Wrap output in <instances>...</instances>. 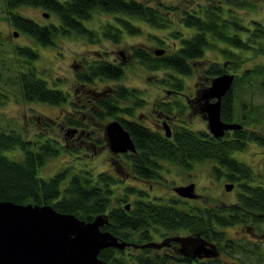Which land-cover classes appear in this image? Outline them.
<instances>
[{"label":"trees","instance_id":"trees-1","mask_svg":"<svg viewBox=\"0 0 264 264\" xmlns=\"http://www.w3.org/2000/svg\"><path fill=\"white\" fill-rule=\"evenodd\" d=\"M156 3L150 4L143 0H3V4L8 10L9 21L19 31L27 33L34 38L41 46L52 44L57 36L80 34L83 37L94 38L93 40L104 38L117 44L120 36L124 32L138 34L139 26L132 21H141L145 24L154 26L156 29L172 26L169 19V13L176 14L178 24L192 32L190 37L178 36L177 30H172V35L180 37V47L171 48L170 53H163L160 56L148 54L142 48L133 49L132 55L138 63L147 71L161 69L168 73L169 81L179 92L182 90V81L178 76L191 75L193 70L191 62L200 59L205 48L211 46L214 41L223 42L230 48H236L241 51L252 49L254 43L259 47L258 53L264 54V24L255 23V29L249 34L246 40L239 36V32H249L250 29L240 26L239 18L233 15L235 7H241L242 0H206L204 3L194 5L191 10H179L175 5L165 4L163 0H155ZM29 5L30 7H39L57 14L58 24L39 26L35 21L29 20L24 16H18L12 13L11 9ZM103 12L114 15L113 22L107 21L102 29L99 30L101 36L92 32L91 29L84 27L83 21L93 17L95 13ZM226 15V16H224ZM229 18L231 20H229ZM234 32L232 35L230 32ZM248 30V31H247ZM251 44V45H250ZM18 56H26L34 59L35 53L28 47H16ZM225 51L226 57L236 55L233 51ZM235 66H239V62ZM219 64L209 65L203 69L205 78H213L216 75L224 74L226 69ZM18 68V67H17ZM237 68V67H235ZM77 71L75 76L78 82L84 86L89 83H95L97 80H115L119 81L123 77V68L118 64L105 62V60L92 61L87 66ZM16 76L19 89L24 101L44 102L54 106L67 103L66 94L60 89L48 87L47 81L37 77L32 69L22 73L19 70ZM261 76L262 86L264 88V69L258 68L255 71L244 70L241 74H235L231 89H233L232 98L236 97L238 91L246 94L245 84L251 85L252 77ZM134 90L128 91L124 86L111 87L109 94L92 95L93 104L90 105L89 115L97 120H103L106 117L116 118L121 125L129 132L130 138L134 142L136 151L124 154L122 167L128 168L131 174L142 179L154 178L155 171L161 168V162L168 161L173 165L180 164L184 167L189 166L191 162L225 163L229 169L230 181H236V176H240L243 184L240 185L237 201L230 206H221L220 208H199L189 215L184 211L176 210L172 206L164 204H153L150 201L136 199L128 210L122 206H111V198L114 181L106 173L93 174L87 170L73 173L67 184L61 189L62 180L71 172L70 167L62 168L56 172L49 180L39 178L37 171L41 166L48 162L49 158L59 157L63 145H58L54 140L35 141L25 140L23 135L14 131L0 129V201H6L20 204H38V206L49 204L59 213H70L80 218L82 221L93 220L96 215L106 217L108 221L103 231H108L117 236L124 242L149 243L152 225L161 226L165 232L179 231L191 232L198 238H203L208 243L215 244L220 256L230 257L232 252L241 249L239 243L225 239L224 230H219L218 226H231L232 224H244L264 221V186L247 185L249 174L246 173L248 167L243 162H236L232 157V151H238L246 148L248 139L259 140L253 132L233 131L223 138H213L209 133L199 130L192 131L188 127L175 126L171 136L167 137L157 129L150 126L141 125L139 122H129L127 119L118 118L117 114L121 111L124 115L131 117L135 107H141L143 100H139L134 94ZM103 92V91H102ZM101 92V93H102ZM90 93H92L90 91ZM253 96V93H252ZM222 108L220 109L221 120L226 122L234 112L236 101L231 99V93L228 92L222 99ZM72 104V103H70ZM120 104L125 105L121 107ZM132 106L130 108L129 105ZM159 110L165 116H172L174 107L178 108L182 116L184 115L183 106L180 102L173 104L163 103L159 105ZM242 107H246L243 104ZM78 108V107H77ZM83 109V107H80ZM82 109H79L81 113ZM81 110V111H80ZM87 111V110H86ZM243 120L249 121L254 116L246 114L245 110H240ZM253 114V113H252ZM84 117L79 114L76 118L67 119V126L74 129H64L66 135L74 134L75 128H81ZM253 120V119H252ZM247 123V122H246ZM245 123V124H246ZM19 148L22 157L17 161L6 157L3 152ZM238 178V179H239ZM252 180V179H251ZM238 181V180H237ZM61 190V191H60ZM259 217V218H258ZM217 225V226H216ZM142 233L138 236L137 233ZM135 240V241H134ZM151 246L144 247L141 253L132 249L128 260L121 256L120 250L113 247L100 250L99 258L104 262L112 264H152ZM205 264H235L227 260L221 261L219 256L207 259Z\"/></svg>","mask_w":264,"mask_h":264},{"label":"rangeland","instance_id":"rangeland-1","mask_svg":"<svg viewBox=\"0 0 264 264\" xmlns=\"http://www.w3.org/2000/svg\"><path fill=\"white\" fill-rule=\"evenodd\" d=\"M143 1L150 4L156 3L155 0ZM242 1L241 7H235L232 14L239 18L240 26L250 29L249 32H239V36L246 40L255 29L256 22L264 24V0ZM163 2L167 5H175V8L179 10L187 9L189 11L195 8L194 5L204 3L206 0H163ZM3 3V0H0V129L4 132L11 130L15 133L18 132L23 135L25 140H54L58 145L65 146L61 149L59 157L49 158L48 162L39 168L37 171L39 178L49 180L62 168L70 167L71 172L61 183V189H63L73 173L81 170H87L93 174L104 172L110 175V179L114 181V185L111 187L113 189L112 198L121 196L126 199V203L134 202L135 196L139 194L144 197L149 195L152 198L162 194L165 196L166 191L170 190L172 185L176 187L177 184H181L179 179L184 178V182L190 181L195 185L196 195L200 196L198 204H202L208 209L230 206L231 203L238 200L236 194L238 189L233 186L234 188L226 191L224 186L231 181H225L226 176L223 174L218 177L212 175L213 164L209 161L198 162L193 169L192 164L195 163L192 162L190 168H183L180 165L172 166L167 163L168 161L161 162L162 165L172 167L173 170L171 174L162 173L161 175L166 181L162 178V184H152L151 188L150 184H142V182L133 179L130 174L126 173V168L122 167L123 159L119 155L111 153L107 146L105 125L113 118L106 117L99 121L89 117L88 112L91 110L90 105L93 104L91 100L93 94L104 91L107 95L111 91V87L124 86L128 91L134 90L138 99L143 100V105L137 106L132 113L134 115L132 119L139 124L150 126L152 129L156 127L163 134L165 131L160 122L165 118V114L159 110L156 111L154 103L159 106L163 103L180 102L181 106L185 107L184 115L178 113L179 109L174 107L171 118L166 121L171 132L175 126H185L192 131L199 130L206 133L208 130L206 122L202 121L197 110L191 108L192 104L189 107L185 100L186 96L192 99L194 88L203 89L208 86L210 78L204 77L203 69L209 65L219 64L228 73L241 74V76L244 70L255 71L262 67L264 69V54L257 52L259 47L255 43L250 44L252 49L243 52L234 47L230 48L223 42L214 41L211 46L205 48L200 59L191 62L193 70L191 75L179 76L175 73L183 85L179 92L174 86L167 83L170 80L167 72L162 69L147 71L132 55L134 48H142L148 54H153L154 49H162L164 53L168 54L171 48H179L180 37L173 36L172 30H177L178 36L190 37L192 29L188 30L180 23L178 24L176 14L169 13V19L173 23L169 29H156L144 22L132 20L136 26H139L138 34L123 31L117 44L112 43L109 39L104 40L102 37L93 40V37L69 33L64 37H55L53 45L43 47L27 33L10 25L9 16H7L8 10ZM11 12L27 17L42 27L43 25H57L59 22L57 14L39 9V7L21 5L11 9ZM43 12L47 15L45 16ZM113 19L115 18L111 13L98 12L82 23L84 27L101 36L99 30L107 21L113 22ZM229 20L231 19L229 18ZM234 32L236 31L230 32L231 35ZM16 47L30 48L35 52L34 59L18 56L14 50ZM227 49L236 54L233 59L226 57L225 51H229ZM97 60L119 64L123 68V77L117 82L115 80H97L93 84L89 83L88 86L78 82L75 74L82 70L80 65L87 66L90 62ZM237 62H239V66H235ZM18 69L22 73L32 69L36 72L37 77L47 81L48 87L62 90L66 94L67 103L54 106L49 103L44 104V102L24 101L16 79L19 73ZM262 79L261 76L252 77L251 85L245 84L244 86L246 94L238 91L236 97L233 98L236 101L233 121L241 124L239 119L242 112L240 110H245L246 114L254 116L253 120L246 121L245 130L253 132L260 138L259 140L248 139L249 143L246 148L231 153L237 162H243L248 167L246 173L249 174L250 179L245 183L252 186H264V88L261 87ZM243 104L246 107H242ZM120 105L121 107L125 106ZM79 109L84 111L79 113L77 112ZM79 114L84 117V125L77 129L78 133L66 135L64 129H74L73 126H67L68 117L76 118ZM115 116L125 115L121 111ZM155 123L160 126H156ZM60 125H63L61 129H59ZM3 153L15 161L22 157V152L18 147ZM180 168L187 171L183 173L184 170L180 171ZM141 199L144 198L141 197ZM261 220L259 218V221ZM259 221L252 224L255 226L253 228L254 236L249 234V230L242 225L232 224L229 227L221 228L218 226L220 231L224 230L225 239L233 240L241 246V249L231 253L233 258L220 256L221 261L227 260V262L235 264H264V222ZM153 240L156 242L157 238L154 237ZM128 251L132 252V249Z\"/></svg>","mask_w":264,"mask_h":264},{"label":"water","instance_id":"water-1","mask_svg":"<svg viewBox=\"0 0 264 264\" xmlns=\"http://www.w3.org/2000/svg\"><path fill=\"white\" fill-rule=\"evenodd\" d=\"M47 14H45L46 16ZM160 56L162 49H154ZM121 53V52H119ZM123 54V53H121ZM234 75L228 72L210 79V84L203 89V108L206 113L207 132L213 138H221L226 130L242 128L239 123L221 120V98L232 87ZM164 134L170 137L169 126H164ZM109 151L123 154L136 151L129 132L113 119L105 125ZM233 184H225L226 191ZM193 186L177 187L176 193L190 197ZM129 205L127 204L125 208ZM106 217L96 215L93 220L82 221L76 215L59 213L49 204H16L12 201H0V264H111L99 258V251L107 247L122 250L129 245L118 240L111 232L102 231L107 224ZM201 242L200 251L211 257L217 254L216 248ZM140 247L155 246L154 243L141 244Z\"/></svg>","mask_w":264,"mask_h":264},{"label":"flooded vegetation","instance_id":"flooded-vegetation-1","mask_svg":"<svg viewBox=\"0 0 264 264\" xmlns=\"http://www.w3.org/2000/svg\"><path fill=\"white\" fill-rule=\"evenodd\" d=\"M44 13L45 12H43V14ZM9 23L11 25L12 22L9 21ZM39 26H41V25H39ZM43 26H48V25H43ZM13 33L15 34V32H13ZM53 43H54V40H53ZM53 43L52 44H48V45H53ZM44 46H46V45H44ZM77 65H79V64H77ZM80 66H81V68L84 67V65H80ZM206 87H204V88H206ZM203 89H200V87L194 88V90H193L194 91L193 92L194 93V97L192 99H190L188 96H186V99L185 100L188 103L189 107H191V104H192V107L191 108H194L193 110H197V112H199V114L201 115V117L203 119L202 121L206 122L205 121V119H206V113L201 112V110H202V108L204 106L203 105L204 101L202 100V92H203ZM229 89L230 90L228 92L231 93V99H233L232 98V93H233L232 90L233 89H231V87ZM101 92H99V94H101L102 96H104L105 92L104 91L102 93ZM228 92H226V94ZM99 94H93V95L97 96ZM226 94H225V96H226ZM223 98H221V101H223L222 100ZM70 101H72V100H70ZM92 102H93V100H92ZM70 103H72V102H70ZM154 107L157 108L156 111L159 110L158 109L159 107H158L157 103H154ZM130 108H132V106H130ZM135 108H134V110H135ZM221 108H222V102H221ZM219 111H220V109H219ZM133 116L134 115H132L131 117H129V116H126L125 115V116H121V117L127 119L129 122H132V121L137 122L134 119H132ZM89 117L95 118L92 115H89ZM121 117H118V118H121ZM127 117H129V118H127ZM234 117H235V110L232 113V116L229 118V121H226V122H229V123L234 122L233 121L235 119ZM169 118H171V117L167 115V116H165V118L163 119V121L160 122V124L163 126V128H164L165 125L169 126V124L166 123V121L169 120ZM113 119H116V118H113ZM116 120H118V119H116ZM239 120H240V123L242 124V128H240L239 130L245 131V133L247 134L248 131L245 130V125H246L245 123H246V121L243 120V115H241V118ZM234 123L237 124V121L234 122ZM155 124H156V126H158V125L160 126V124H157V123H155ZM120 125H121V123H120ZM62 126L63 125H60L59 126V129H61ZM206 127H207V122H206ZM154 129H157V128L155 127ZM75 130H77V128ZM75 132L78 133V131H75ZM234 132H235V130H234ZM227 134L229 136H231L233 134V130H226L223 137H225ZM223 137H221V138H223ZM248 143H249V141L246 143V147H247ZM238 151H241V149L238 150ZM238 151H234V152H238ZM129 152L130 151L124 152L123 154H119V153H114V154L116 156L119 155V157H121V159H124L123 155L124 154H127ZM111 153H113V152H111ZM122 162H123V160H122ZM202 162H204V161H202ZM209 162H211L213 164V166H212V172H211L212 175H215V177H218V176H220V175L223 174V175L226 176L225 181L226 180H229L230 181L229 175L230 174H233V173H230L229 172V169L225 166L226 165L225 163H218V162L217 163H214L212 161H209ZM167 163L169 165H172L173 166L172 163H170V162H167ZM197 163L198 162H196L195 164H192L193 165L192 169L194 168V166L197 165ZM176 165H180V164H176ZM192 165L189 164V166H186V167L190 168ZM160 166H161V168H159V169H157L155 171V174L153 176L154 178H150V179H147V178L142 179L141 177L136 176V174L132 175L131 174V171L128 168L126 169V171H127L126 173L128 175L130 174L133 179H135V180H137L139 182H142V184H145V183L150 184L149 186L151 188V185L152 184H162V182H161V180L163 178L162 175H161L162 173L168 172V173L171 174V172L173 170L172 167H167L165 165H162V163L160 164ZM180 166H182L183 168H186L183 165H180ZM183 168H180V171H183L184 170ZM186 171L187 170H184L183 173H185ZM176 174L179 175V173H176ZM239 177L240 176H236V178H235L236 181L229 182V184H233V186L238 189V191H236L237 197H238V193H240V190H241L240 189V185L243 184L241 182L243 180L240 179ZM179 180H180L179 183H181V184H177L176 187L172 185L171 186V189L166 191V195L165 196H163V194H162V195H159V197L152 198V197H149V195L146 196V197H144L142 194H139V195L135 196V200L136 199H141V197H142V198H144V199H142L143 201H150V202H152L153 204H156V205L157 204H164V206H166V207L167 206H172V207H175L176 210L179 209L181 211H184L187 214V216L194 215L193 212H195L196 209L206 208V206H202V204L201 205L198 204L200 202V199L198 197H200V196H197L196 195L195 185L192 182H190V181L184 182V180H185L184 178L179 179ZM164 181H166V179H164ZM189 184H191V186H193V190L191 191V196L190 197L189 196L188 197L180 196V195H178V193H176L177 187H180V186L187 187V185H189ZM224 184H225V182H224ZM111 200H112L111 201V206L112 207L119 206V205L122 206V207H126V205L128 204L129 206L127 208H124V210H128V208L131 205H133V202L132 201L126 203L125 202L126 199L122 198L121 196H114ZM135 200H133V201H135ZM262 222H264V221H262ZM250 223H246V225H244V224H240V225H242L245 229L249 230V232H250L249 234L253 235L254 234L253 233V228L255 226L252 225L253 223L252 224H250ZM149 232H150V236H151L149 243H154L155 245H158V246L160 245L159 248L158 247H155V246H151V248H150L152 264H205V262H206L207 259L211 260L212 257H217V256L220 257V255H221L220 252H219V250H218V248L214 246L215 244L208 243V244H213L212 246L216 248L217 254L214 255V256H211V257L205 256L204 255V251L203 250L200 251L199 246L201 245V242H203V241L204 242H207V241L204 240L203 238H198L196 235L192 234L191 232H186V230L184 232L179 231V233H176V232H171L170 233V232H167V231L165 232L164 229H161V226H158L157 227V226H155L153 224L152 227H151V230H149ZM141 233L142 232L139 231L137 233V235L139 236ZM154 237L157 238V241L156 242H155V240H153ZM118 240H120V239L118 238ZM120 241H123V240H120ZM125 243H129V245H127V247L125 249L120 250V252L122 253L121 256L125 260H128L129 255L133 252V251L132 252H129L128 250L133 249L134 251L141 253L142 252L141 250L144 247H140L139 245L145 244V243H137V244H134L133 242H129V241H127ZM146 244H148V243H146Z\"/></svg>","mask_w":264,"mask_h":264}]
</instances>
